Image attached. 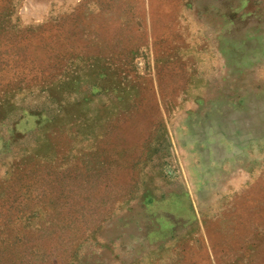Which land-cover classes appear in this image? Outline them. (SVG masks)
I'll list each match as a JSON object with an SVG mask.
<instances>
[{"label":"rangeland","instance_id":"374dc122","mask_svg":"<svg viewBox=\"0 0 264 264\" xmlns=\"http://www.w3.org/2000/svg\"><path fill=\"white\" fill-rule=\"evenodd\" d=\"M0 264H264V0H0Z\"/></svg>","mask_w":264,"mask_h":264}]
</instances>
